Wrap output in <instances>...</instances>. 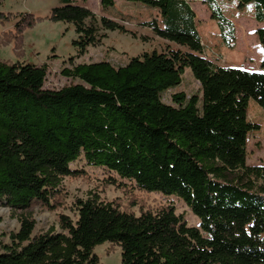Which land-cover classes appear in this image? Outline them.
I'll use <instances>...</instances> for the list:
<instances>
[{
    "label": "trees",
    "instance_id": "trees-1",
    "mask_svg": "<svg viewBox=\"0 0 264 264\" xmlns=\"http://www.w3.org/2000/svg\"><path fill=\"white\" fill-rule=\"evenodd\" d=\"M57 1L61 6L45 19L74 25L78 57L107 38L101 31L136 37L73 0ZM100 1L103 8L116 4ZM126 1L156 8L162 22L174 8L165 27L156 19L144 26L189 51L145 52L120 67L72 58L62 74L80 83L61 90L45 89L48 65L0 60V205L26 208L35 200L56 211L66 195L64 179L84 174L70 167L83 156L140 191L182 199L200 227L188 226L173 206L136 215L94 194L76 201V221L60 216L61 232L51 227L32 239L36 221L23 216L0 264H100L95 250L107 243L121 249L122 264H264V165L247 163L249 137L261 130L248 118L249 105L264 109V28L256 32L260 71L222 67L203 55L196 15L185 0ZM238 1L254 4L255 19L264 24V0ZM205 3L224 40L235 39L234 24L218 4ZM15 16L0 13V24ZM43 20L21 15L0 46L15 42V53L25 57L23 34ZM187 69L201 93L176 94L174 105L164 103L163 94L182 84ZM225 212L250 216L251 239L228 235L218 217Z\"/></svg>",
    "mask_w": 264,
    "mask_h": 264
},
{
    "label": "rangeland",
    "instance_id": "rangeland-1",
    "mask_svg": "<svg viewBox=\"0 0 264 264\" xmlns=\"http://www.w3.org/2000/svg\"><path fill=\"white\" fill-rule=\"evenodd\" d=\"M74 4L91 10L100 20L103 17L114 20L136 35H125L119 32H105L107 38L96 46L89 47L86 54L78 57V50L73 42L78 38L75 27L64 22H53L46 17L51 15L52 9L60 7L57 0H0V13L16 15L9 21L0 24V37L15 32L16 23L21 15L32 14L43 18L33 28L24 32L23 52L25 57L20 58L15 53V42L8 46H0V60L7 63L48 65V75L45 89L61 90L65 87L80 83L63 76L64 68L71 66V59L75 64H90L109 62L115 67L126 65L133 57L153 51L164 53L170 50L188 52V48L161 39L148 27L144 26L157 20L161 27L168 25L176 13L172 8L165 22L156 8L141 2H128L115 0V6L103 8L100 0H73ZM221 8L224 16L235 24V39L226 42L217 21L211 18L212 10L209 4L200 0H186L188 5L194 7L196 20L195 29L202 39L204 56L214 64L222 67H239L251 71H260L263 60V48L256 34L259 22L255 19V6L247 4L240 6L238 0H214ZM249 5L253 7L250 9ZM87 24H91L87 21ZM146 38V39H144ZM184 93L188 97L201 93V86L187 69L182 84L163 94L162 99L168 105L176 94ZM251 122L259 124L260 131L252 133L248 142V161L252 166L264 165V109L251 101L248 110ZM71 169L83 171L84 174L75 178H66L63 181L65 196L59 201V208L50 211L40 203L33 200L26 208L12 209L5 204L0 205V254L4 253L5 246L13 244L11 235L19 232L23 216L31 217L36 221L32 239L45 234L51 227L61 232L58 221L62 214L77 220L75 203L78 199H87L91 195H99L105 202H117L123 210L139 215L141 210H152L164 206H173L176 214L182 216L190 227H200V219L196 217L177 196H165L161 193H146L135 187V184L122 180L120 177L103 167L89 166L82 156L70 165ZM115 179L117 184H112ZM222 223L228 225V235L251 239L249 232V215L236 212H225L218 215ZM100 258V264H122L121 249L116 245L104 244L95 250Z\"/></svg>",
    "mask_w": 264,
    "mask_h": 264
},
{
    "label": "crops",
    "instance_id": "crops-1",
    "mask_svg": "<svg viewBox=\"0 0 264 264\" xmlns=\"http://www.w3.org/2000/svg\"><path fill=\"white\" fill-rule=\"evenodd\" d=\"M185 1H186V0H185ZM205 1H206V0H200V2L203 3V4H205ZM253 5H254V4H253ZM189 6L191 7L192 10H194V7H193L192 5H189ZM254 6H255V5H254ZM194 13H195V11H194ZM196 18H197V17H196ZM196 18H195V20H196ZM211 18H212V16H211ZM230 22H231V21H230ZM232 23H233V22H232ZM233 24H234V23H233ZM259 24H260V27H258V29H259V28H264V24H261V23H259ZM234 27H235V24H234ZM235 32H236V29H235ZM201 40H202V39H201Z\"/></svg>",
    "mask_w": 264,
    "mask_h": 264
},
{
    "label": "clouds",
    "instance_id": "clouds-1",
    "mask_svg": "<svg viewBox=\"0 0 264 264\" xmlns=\"http://www.w3.org/2000/svg\"><path fill=\"white\" fill-rule=\"evenodd\" d=\"M253 6L252 5H249V8L251 9Z\"/></svg>",
    "mask_w": 264,
    "mask_h": 264
}]
</instances>
